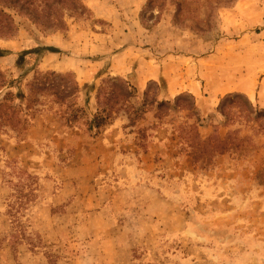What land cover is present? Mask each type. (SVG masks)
<instances>
[{
	"label": "rangeland",
	"instance_id": "1",
	"mask_svg": "<svg viewBox=\"0 0 264 264\" xmlns=\"http://www.w3.org/2000/svg\"><path fill=\"white\" fill-rule=\"evenodd\" d=\"M236 1L0 0V264H264V107L204 86L159 107L107 58L131 27L218 64Z\"/></svg>",
	"mask_w": 264,
	"mask_h": 264
},
{
	"label": "crops",
	"instance_id": "2",
	"mask_svg": "<svg viewBox=\"0 0 264 264\" xmlns=\"http://www.w3.org/2000/svg\"><path fill=\"white\" fill-rule=\"evenodd\" d=\"M100 11V17L109 19L115 28L120 26L117 22L122 14L118 10L116 14ZM223 14L222 28L234 35L224 34L216 44L218 64L210 52L196 55L200 51L197 45L181 48L172 35L155 37L154 42L149 40L153 36H147L148 32L143 34V28L128 27L127 31L124 28L125 35H132L133 29L145 39L140 37L133 44L124 42L109 52L107 58L113 73L128 79L136 89H145L148 82L156 81L158 96L164 100L188 91L198 103L204 86L210 93L208 98L213 94L220 97L232 91L242 92L264 107V0H237ZM206 102L200 100L202 104Z\"/></svg>",
	"mask_w": 264,
	"mask_h": 264
},
{
	"label": "trees",
	"instance_id": "3",
	"mask_svg": "<svg viewBox=\"0 0 264 264\" xmlns=\"http://www.w3.org/2000/svg\"><path fill=\"white\" fill-rule=\"evenodd\" d=\"M41 10L43 9V8H40ZM32 12H29L30 14L31 13H36V16H33L34 18L33 19H36V21L37 20H39L40 21V23H42V24H45V25H48L47 23H45V22H43V21H41V18H39V17H41V16H43V15H41L40 13H41V11H38L37 9H36V7H34V8H32V10H31ZM47 16V15H46ZM62 24V20L59 22V24H57V25H61ZM6 29H8L9 31H11L12 30V27H11V25H8V26H6ZM11 29V30H10ZM155 83V82H154ZM44 83L42 82V85H43ZM55 85H57V86H59V83H57V84H55ZM71 86V91H73L74 89H78V84H77V82L76 81H72L71 83H68L67 82V84H64V86ZM155 85H156V87H157V90L159 91V85L157 84V83H155ZM63 86V87H64ZM125 87H128L127 89L125 88ZM132 87V89L134 90V92L136 93L135 95H136V97H138V98H141V97H143V99H144V96H145V94H146V90H144V92H142L143 94H139V92L137 91V89H136V87L135 86H133L128 80H126V79H122L121 80V84H120V89H122V88H125L126 89V92H125V95H127V96H130V90H129V88H131ZM65 89V88H64ZM146 89V88H145ZM57 91H59V90H57ZM63 91V90H62ZM57 93V92H56ZM113 97V93H112V91H110V92H108V93H106V97H105V101L109 104V102H110V99ZM176 97V96H175ZM131 98H132V96H131ZM179 98V97H178ZM154 100V99H153ZM152 100V101H153ZM156 103H157V105L159 106V107H161V106H164V105H167V104H170V99H160L159 98V96H158V98H156ZM69 107H72V110L74 109V104H70V105H68ZM106 106H107V104H106ZM105 111V108H103L102 110H99L98 108L96 109V111L95 112H93L92 114H88L87 113V111L86 110H84L82 107H79V108H77V110H75L74 112H73V117L75 118V119H77V118H81V117H84V123H86V125H87V128L88 129H91V128H96V127H99L105 120H104V117H102V113ZM107 116V115H106ZM201 146H205V145H202V144H206V142H205V140L203 139V140H201Z\"/></svg>",
	"mask_w": 264,
	"mask_h": 264
}]
</instances>
